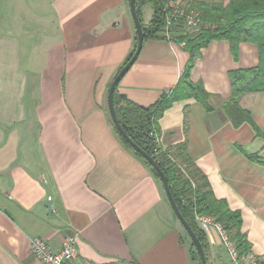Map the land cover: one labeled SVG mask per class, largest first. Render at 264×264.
Instances as JSON below:
<instances>
[{"label":"crops","instance_id":"obj_1","mask_svg":"<svg viewBox=\"0 0 264 264\" xmlns=\"http://www.w3.org/2000/svg\"><path fill=\"white\" fill-rule=\"evenodd\" d=\"M182 1L200 10L231 0ZM137 45L130 0H0V264H43L32 240L59 251L68 236L99 264H201L163 182L110 115L111 84ZM191 60L179 40H144L116 94L150 108L173 93ZM259 64L252 42L239 45L238 58L230 42H212L189 76L211 109L177 98L159 121L161 147L186 156L241 213L240 233L256 254L264 252V137L255 128L264 134V91L239 102L254 125L235 124L225 104L230 73ZM206 235L207 263L233 264L219 232Z\"/></svg>","mask_w":264,"mask_h":264},{"label":"trees","instance_id":"obj_2","mask_svg":"<svg viewBox=\"0 0 264 264\" xmlns=\"http://www.w3.org/2000/svg\"><path fill=\"white\" fill-rule=\"evenodd\" d=\"M146 4L153 6L154 15L147 26L142 23L145 40L165 39V19L162 2L160 0H137V10L141 22L142 7ZM198 11L201 12L203 20L208 24V27L198 37L186 36L181 38L186 41V49L191 53L192 60L173 93L171 95L165 93L155 105L150 108H143L127 99H123L124 102L121 101V97L116 94L115 90L114 103L119 121L126 133L140 148L152 156L165 172L169 179L172 194L184 218L195 231L204 249L207 235L196 219L197 214L213 217L225 227L231 237L232 232L235 231L236 245L242 253H246L250 249L246 237L240 233L242 226L241 213L232 211L225 199H218L215 196L207 178L200 175L197 170H194V166L186 156L181 155L180 157L169 150H165L162 160H160L154 151L157 140H160L159 121L164 112L171 107L177 98H195L207 109H211L208 104L211 97L210 94L205 90L203 85L193 84L189 80V76L195 60L201 54L202 49L214 41L230 42L236 58H238L239 45L242 42H252L259 47V66L236 70L230 73L233 95L231 100L225 104V108L231 118H233L235 124L239 125L241 122L247 120L254 125L249 113L240 107L239 102L241 97L246 93L264 91V0H231L226 7L223 5L203 6ZM255 128L257 133L264 137V134L261 133L258 127L255 126ZM116 131L122 142L135 155L144 160L155 176L160 179L144 157L126 142L117 129ZM167 153L174 156L177 162H179L178 164L186 166L189 176L196 184L195 188L189 178L179 174V165L170 161ZM183 196L187 198L189 196L188 204L183 201ZM192 247L193 258L200 261L196 248H194V245Z\"/></svg>","mask_w":264,"mask_h":264},{"label":"built area","instance_id":"obj_3","mask_svg":"<svg viewBox=\"0 0 264 264\" xmlns=\"http://www.w3.org/2000/svg\"><path fill=\"white\" fill-rule=\"evenodd\" d=\"M165 19V39L173 42L179 40L180 45L186 47V41L182 37H198L201 35L208 24L203 20L200 11L188 7L182 0H160ZM160 140H157L154 149L158 159L162 160V155L165 149L161 150ZM168 158L173 163L178 164L176 158L170 153H167ZM180 172L183 176L189 178L193 182V187H196L194 180L189 176L186 166H181ZM183 201L188 204V198L183 196ZM49 202H52L53 197H48ZM52 212H56L54 206L50 207ZM196 219L205 233H210L212 229H216L222 239V242L227 249L233 264H264V252L256 254L252 251L242 253L225 227L217 222L209 215H196ZM31 254L43 264H99L97 262L82 259L80 257L77 246V239L74 236H68L64 239L61 250L54 251L46 240L36 237L31 243Z\"/></svg>","mask_w":264,"mask_h":264},{"label":"water","instance_id":"obj_4","mask_svg":"<svg viewBox=\"0 0 264 264\" xmlns=\"http://www.w3.org/2000/svg\"><path fill=\"white\" fill-rule=\"evenodd\" d=\"M130 7H131V12L133 15L134 22H135V26L137 29L138 45H137L136 52L133 55V57L131 58V60L121 69V71L118 73V75L115 77L114 81L111 84V87L109 90V96H108V105H109L110 115H111V118H112L114 125L116 126V128H117L118 132L121 134V136L126 140V142L136 152H138L139 154H141L144 157V159L152 166V168L156 171V173L160 177L161 181L163 182L165 191L167 193L169 202H170V204L174 210V213L176 214L179 221L181 222V224L185 228L189 237L191 238V240H192V242H193V244H194V246H195V248L199 254L201 264H208L205 249H204L201 241L197 237L195 231L191 227V225L184 218V216L180 210V207L178 206V204H177V202H176V200L172 194L171 186L169 184V179L166 176L165 172L161 169V167L155 161V159L152 156H150L148 153H146L142 148H140L131 139V137L126 133V131L124 130V128L122 127V125L119 121V118H118V115L116 112L115 103H114L115 90H116L117 86L119 85L121 79L127 74V72L131 69V67L137 61V59L141 53V50L143 48V44H144V40H145L143 25H142V22H141V19H140L138 10H137V0H130Z\"/></svg>","mask_w":264,"mask_h":264},{"label":"rangeland","instance_id":"obj_5","mask_svg":"<svg viewBox=\"0 0 264 264\" xmlns=\"http://www.w3.org/2000/svg\"><path fill=\"white\" fill-rule=\"evenodd\" d=\"M153 7L151 4H147L142 8V22L145 26L149 24V22L153 18Z\"/></svg>","mask_w":264,"mask_h":264}]
</instances>
